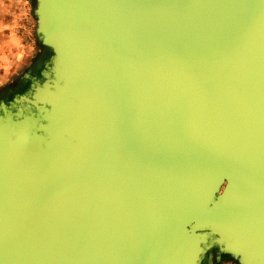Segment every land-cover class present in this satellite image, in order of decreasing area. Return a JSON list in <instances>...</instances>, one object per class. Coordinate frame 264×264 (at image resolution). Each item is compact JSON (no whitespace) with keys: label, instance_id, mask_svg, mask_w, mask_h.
Segmentation results:
<instances>
[{"label":"water","instance_id":"1","mask_svg":"<svg viewBox=\"0 0 264 264\" xmlns=\"http://www.w3.org/2000/svg\"><path fill=\"white\" fill-rule=\"evenodd\" d=\"M32 2L0 264H264V0Z\"/></svg>","mask_w":264,"mask_h":264},{"label":"rangeland","instance_id":"2","mask_svg":"<svg viewBox=\"0 0 264 264\" xmlns=\"http://www.w3.org/2000/svg\"><path fill=\"white\" fill-rule=\"evenodd\" d=\"M35 29L32 0H0V92L42 55Z\"/></svg>","mask_w":264,"mask_h":264},{"label":"flooded vegetation","instance_id":"3","mask_svg":"<svg viewBox=\"0 0 264 264\" xmlns=\"http://www.w3.org/2000/svg\"><path fill=\"white\" fill-rule=\"evenodd\" d=\"M42 52H44V49ZM39 59L33 63L27 72L23 73V75L20 76L12 85L7 86L6 89L0 92V101L5 100L6 96H9V99H11L14 95L19 93L20 88H25L27 86V77L25 75H33L34 71L38 68Z\"/></svg>","mask_w":264,"mask_h":264},{"label":"crops","instance_id":"4","mask_svg":"<svg viewBox=\"0 0 264 264\" xmlns=\"http://www.w3.org/2000/svg\"><path fill=\"white\" fill-rule=\"evenodd\" d=\"M16 81V80H15ZM15 81H13L12 83H10V85H12ZM224 260V259H223ZM221 261V262H219V263H217V264H224V261ZM231 264H235V262L234 263H231Z\"/></svg>","mask_w":264,"mask_h":264}]
</instances>
